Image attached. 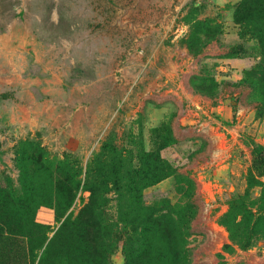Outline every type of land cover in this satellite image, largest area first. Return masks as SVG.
Masks as SVG:
<instances>
[{"label":"rangeland","instance_id":"1","mask_svg":"<svg viewBox=\"0 0 264 264\" xmlns=\"http://www.w3.org/2000/svg\"><path fill=\"white\" fill-rule=\"evenodd\" d=\"M45 249L264 264V0H0V264Z\"/></svg>","mask_w":264,"mask_h":264},{"label":"crops","instance_id":"2","mask_svg":"<svg viewBox=\"0 0 264 264\" xmlns=\"http://www.w3.org/2000/svg\"><path fill=\"white\" fill-rule=\"evenodd\" d=\"M182 121L184 124H186L189 127L195 126L196 128H200L203 130H209L211 128H214V124H212V121L209 122V120L206 118H198L197 119V118H195V116L193 114H190V113L185 114L182 118ZM261 258H262V260H264V251H262ZM255 259H257V257ZM252 261H254V259H252Z\"/></svg>","mask_w":264,"mask_h":264},{"label":"trees","instance_id":"3","mask_svg":"<svg viewBox=\"0 0 264 264\" xmlns=\"http://www.w3.org/2000/svg\"><path fill=\"white\" fill-rule=\"evenodd\" d=\"M38 264H61V263H59V261L58 263L56 261H51L49 256V250L45 249L41 254Z\"/></svg>","mask_w":264,"mask_h":264}]
</instances>
